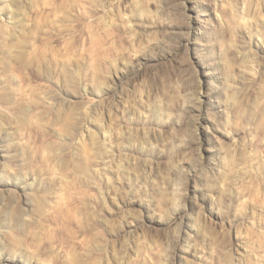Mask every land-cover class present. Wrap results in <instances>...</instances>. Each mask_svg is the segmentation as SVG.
Segmentation results:
<instances>
[{
    "label": "rangeland",
    "instance_id": "1",
    "mask_svg": "<svg viewBox=\"0 0 264 264\" xmlns=\"http://www.w3.org/2000/svg\"><path fill=\"white\" fill-rule=\"evenodd\" d=\"M0 264H264V0H0Z\"/></svg>",
    "mask_w": 264,
    "mask_h": 264
}]
</instances>
